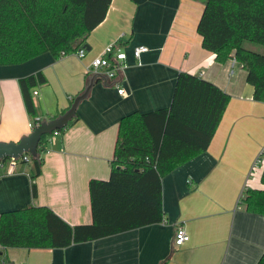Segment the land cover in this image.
I'll use <instances>...</instances> for the list:
<instances>
[{"label": "crops", "instance_id": "0c3cea01", "mask_svg": "<svg viewBox=\"0 0 264 264\" xmlns=\"http://www.w3.org/2000/svg\"><path fill=\"white\" fill-rule=\"evenodd\" d=\"M202 9L201 0H111L83 42L89 46L84 57L44 52L0 65L2 142H17L32 130L20 78L42 72L45 82L30 89L41 120L66 111L94 78L75 116L48 137L34 197L31 161L0 165V214L47 206L70 225L92 222L88 183L108 178L123 116L168 107L181 71L230 96L209 146L161 178L163 221L63 248L2 253L0 247V264H256L264 252V213L246 208L242 198L248 187L264 189V161L254 165L264 146V101L253 98L240 63L220 62L201 46L196 25ZM111 43L125 53L126 67L112 78L89 72L91 60ZM138 45L148 50L137 59ZM177 224L189 236L180 246L174 244Z\"/></svg>", "mask_w": 264, "mask_h": 264}, {"label": "trees", "instance_id": "16d2710c", "mask_svg": "<svg viewBox=\"0 0 264 264\" xmlns=\"http://www.w3.org/2000/svg\"><path fill=\"white\" fill-rule=\"evenodd\" d=\"M110 2L0 0V65L20 63L44 52L58 58L76 51L104 19ZM202 2L196 25L201 46L220 62L233 58L240 63L253 87V98L264 101V53L243 47L245 41L264 46V0ZM43 82L42 72L19 79L24 104L33 117L30 89ZM229 99L216 84L179 72L168 107L133 111L120 119L109 176L88 183L92 222L70 225L47 206L4 211L0 214L1 252L9 247L63 248L163 221L161 178L209 146ZM49 136H41L37 157L28 154L33 197ZM242 202L264 213V189L246 188ZM256 264H264V252Z\"/></svg>", "mask_w": 264, "mask_h": 264}, {"label": "built area", "instance_id": "2783aa9c", "mask_svg": "<svg viewBox=\"0 0 264 264\" xmlns=\"http://www.w3.org/2000/svg\"><path fill=\"white\" fill-rule=\"evenodd\" d=\"M148 50L147 46L145 45H138L134 47L133 54L135 58H139L140 54L146 52ZM85 48L80 47L74 53L79 57L82 58L85 55ZM63 54V53H62ZM126 67L125 63V53L122 52L117 45L114 43L108 44L102 51V53L96 57H94L89 66L88 71L94 73H102L107 78L114 77L118 72L122 71ZM124 89L118 88V93H123ZM36 94V91H33ZM41 121L40 117L34 116L32 121L29 123L31 129ZM59 132L54 130L52 134L57 135ZM9 167H14L18 161H27L29 159L28 154H23L18 159L14 158H7ZM0 161V165H3L6 160ZM264 161V146L262 147L260 153L255 159L254 165ZM189 236L186 233L185 229L182 225L177 224L175 233H174V244L176 246L182 245L184 242L188 240Z\"/></svg>", "mask_w": 264, "mask_h": 264}, {"label": "water", "instance_id": "95a60500", "mask_svg": "<svg viewBox=\"0 0 264 264\" xmlns=\"http://www.w3.org/2000/svg\"><path fill=\"white\" fill-rule=\"evenodd\" d=\"M83 48L89 50L87 44L82 45ZM94 83L93 76L90 78L83 91L76 95L69 108L58 116L41 120L36 124L31 132L21 137L17 142H2L0 141V161L7 158L18 159L23 154H29L32 158L38 156L37 146L42 135L51 134L56 129L64 128L68 122L75 116L76 108L81 100L87 97ZM4 264V263H3ZM6 264H15L12 261Z\"/></svg>", "mask_w": 264, "mask_h": 264}, {"label": "rangeland", "instance_id": "374dc122", "mask_svg": "<svg viewBox=\"0 0 264 264\" xmlns=\"http://www.w3.org/2000/svg\"><path fill=\"white\" fill-rule=\"evenodd\" d=\"M243 47L246 48V49H249V50H253L255 52L264 53V46L259 45V44H256V43H252V42H249V41H245L243 43ZM19 162L21 163L22 161H18V163ZM6 163H8V159L6 160ZM260 165H261V162L260 163H257V166L258 167Z\"/></svg>", "mask_w": 264, "mask_h": 264}]
</instances>
